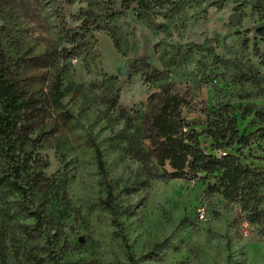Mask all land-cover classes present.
I'll use <instances>...</instances> for the list:
<instances>
[{"label":"rangeland","instance_id":"rangeland-1","mask_svg":"<svg viewBox=\"0 0 264 264\" xmlns=\"http://www.w3.org/2000/svg\"><path fill=\"white\" fill-rule=\"evenodd\" d=\"M172 9L155 1L142 10L124 0H0L3 52L24 63L20 87L44 103L31 137L47 185L33 203L52 220L36 231L20 198L8 195L0 202V264H52L49 248L61 264H130L102 205L95 148L136 264H264V215L244 231L248 213L210 191L217 178L156 179L170 170L157 163L152 127L162 99L176 95L183 121L210 149L206 118L220 99L264 109V12L231 3ZM56 77L63 98L54 109L47 100ZM237 120L242 135L260 129L254 116ZM239 149L228 152L264 171V144Z\"/></svg>","mask_w":264,"mask_h":264},{"label":"trees","instance_id":"trees-1","mask_svg":"<svg viewBox=\"0 0 264 264\" xmlns=\"http://www.w3.org/2000/svg\"><path fill=\"white\" fill-rule=\"evenodd\" d=\"M153 1L160 7L169 5L175 11L187 4L217 8L231 3L249 6L253 12H264V0H124V3H136L140 9L148 10ZM4 35L5 28L0 27V38ZM257 35L264 37V28H259ZM114 48L117 49L115 43ZM23 65L24 63L17 64L8 58L0 43V202L8 195H17L21 200L23 212L35 221V230L48 231L52 220L44 210L34 208L33 203L35 195L47 185V179L40 171L39 161L34 156L35 149L39 148V139L31 137L41 125L44 103L20 87L17 72L22 70ZM257 96L264 97V89H257ZM62 98V80L56 77L51 83L47 103L51 108L57 109ZM183 104L184 101L178 96L166 95L161 101L159 115L152 121L155 136L159 140L157 163L160 167L167 166L170 170L169 173L156 175L155 178L184 180L197 176L215 177L218 183L213 185L210 191L221 194L226 200L239 203L242 210L248 213L247 222L259 224L264 215V171L242 164L238 155L228 151L239 146L237 152L241 153L253 143L264 144V115L255 111L254 105L234 107L227 99H220L216 109L206 118L205 134L210 142L208 149L200 141V135L190 130L189 125L183 121L180 111ZM237 115L242 119L251 116L259 119L260 129L248 136L240 134ZM184 129L188 132H184ZM225 150L227 152L222 155L215 153ZM95 158L106 188V198L102 205L112 215V225L116 236L125 246L129 263L136 264L126 244L122 225L116 218L112 189L106 182L102 155L97 148ZM47 259L52 264H61L57 253L50 248L47 250Z\"/></svg>","mask_w":264,"mask_h":264},{"label":"built area","instance_id":"built-area-1","mask_svg":"<svg viewBox=\"0 0 264 264\" xmlns=\"http://www.w3.org/2000/svg\"><path fill=\"white\" fill-rule=\"evenodd\" d=\"M184 132H188V130L187 129H184ZM199 218L202 220V219H204V211L201 209V210H199ZM249 223H247V222H244L243 224H242V226H243V228H244V231H246L248 228H249ZM244 234H246V232H244Z\"/></svg>","mask_w":264,"mask_h":264},{"label":"water","instance_id":"water-1","mask_svg":"<svg viewBox=\"0 0 264 264\" xmlns=\"http://www.w3.org/2000/svg\"><path fill=\"white\" fill-rule=\"evenodd\" d=\"M238 19H239V17L235 15V16L232 17V22L233 23H237ZM121 73L122 74H125L126 73L125 66L122 68ZM261 113L264 115V109L261 110Z\"/></svg>","mask_w":264,"mask_h":264},{"label":"bare ground","instance_id":"bare-ground-1","mask_svg":"<svg viewBox=\"0 0 264 264\" xmlns=\"http://www.w3.org/2000/svg\"><path fill=\"white\" fill-rule=\"evenodd\" d=\"M180 183V182H179ZM176 184V183H175Z\"/></svg>","mask_w":264,"mask_h":264}]
</instances>
